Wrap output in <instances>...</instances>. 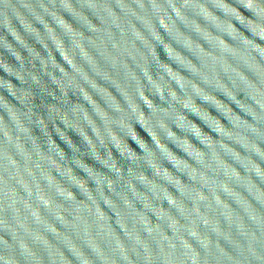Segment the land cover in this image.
Here are the masks:
<instances>
[{"label": "water", "instance_id": "95a60500", "mask_svg": "<svg viewBox=\"0 0 264 264\" xmlns=\"http://www.w3.org/2000/svg\"><path fill=\"white\" fill-rule=\"evenodd\" d=\"M0 264H264V0H0Z\"/></svg>", "mask_w": 264, "mask_h": 264}]
</instances>
